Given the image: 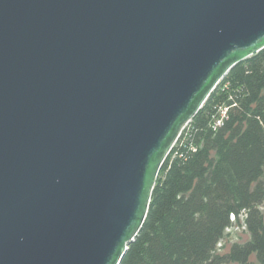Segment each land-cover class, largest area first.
I'll list each match as a JSON object with an SVG mask.
<instances>
[{
  "label": "water",
  "instance_id": "water-1",
  "mask_svg": "<svg viewBox=\"0 0 264 264\" xmlns=\"http://www.w3.org/2000/svg\"><path fill=\"white\" fill-rule=\"evenodd\" d=\"M264 49V0H0V264H121L160 170Z\"/></svg>",
  "mask_w": 264,
  "mask_h": 264
},
{
  "label": "trees",
  "instance_id": "trees-1",
  "mask_svg": "<svg viewBox=\"0 0 264 264\" xmlns=\"http://www.w3.org/2000/svg\"><path fill=\"white\" fill-rule=\"evenodd\" d=\"M263 206L264 49L224 77L182 132L121 264H254L253 255L264 264ZM242 216L250 241L219 254Z\"/></svg>",
  "mask_w": 264,
  "mask_h": 264
},
{
  "label": "rangeland",
  "instance_id": "rangeland-1",
  "mask_svg": "<svg viewBox=\"0 0 264 264\" xmlns=\"http://www.w3.org/2000/svg\"><path fill=\"white\" fill-rule=\"evenodd\" d=\"M262 211L264 213V206L262 207ZM244 219L245 216H242L239 222H235L232 227L226 230L225 236L218 246L219 254H227L233 245H242L250 241L251 235L245 225ZM250 260L254 264H258L255 255Z\"/></svg>",
  "mask_w": 264,
  "mask_h": 264
},
{
  "label": "built area",
  "instance_id": "built-area-1",
  "mask_svg": "<svg viewBox=\"0 0 264 264\" xmlns=\"http://www.w3.org/2000/svg\"><path fill=\"white\" fill-rule=\"evenodd\" d=\"M222 124V119H219L216 123V126H220Z\"/></svg>",
  "mask_w": 264,
  "mask_h": 264
}]
</instances>
